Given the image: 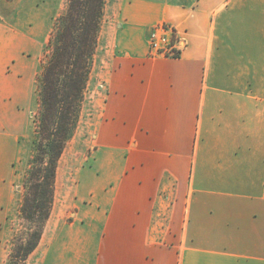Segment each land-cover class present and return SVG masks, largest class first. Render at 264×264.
Returning a JSON list of instances; mask_svg holds the SVG:
<instances>
[{"label":"crops","instance_id":"0c3cea01","mask_svg":"<svg viewBox=\"0 0 264 264\" xmlns=\"http://www.w3.org/2000/svg\"><path fill=\"white\" fill-rule=\"evenodd\" d=\"M160 23L180 58L149 55ZM21 85L0 81V158ZM88 94L28 264H264V0H106L81 117Z\"/></svg>","mask_w":264,"mask_h":264},{"label":"trees","instance_id":"16d2710c","mask_svg":"<svg viewBox=\"0 0 264 264\" xmlns=\"http://www.w3.org/2000/svg\"><path fill=\"white\" fill-rule=\"evenodd\" d=\"M105 2L68 0L52 39L39 79L38 137L21 206V216L30 228L13 238L8 264H28L50 218L59 161L80 120Z\"/></svg>","mask_w":264,"mask_h":264},{"label":"rangeland","instance_id":"374dc122","mask_svg":"<svg viewBox=\"0 0 264 264\" xmlns=\"http://www.w3.org/2000/svg\"><path fill=\"white\" fill-rule=\"evenodd\" d=\"M67 9L68 0H0V81L10 85L19 76L23 84L21 98L10 103L16 120L14 126L8 125L5 130L0 158V172L11 177L9 162L16 156L14 142L15 136H19V151L13 165L14 202L7 211L11 216L7 223L11 238L5 242V230L0 231V264L4 258L8 264L13 238L22 231L29 232L30 225L21 216V206L38 137L39 79L51 54L59 21ZM89 102L90 94L84 116H80V132L92 123Z\"/></svg>","mask_w":264,"mask_h":264},{"label":"built area","instance_id":"2783aa9c","mask_svg":"<svg viewBox=\"0 0 264 264\" xmlns=\"http://www.w3.org/2000/svg\"><path fill=\"white\" fill-rule=\"evenodd\" d=\"M149 55L153 58H180L187 47L184 34L176 27L160 23L154 26L150 32Z\"/></svg>","mask_w":264,"mask_h":264}]
</instances>
